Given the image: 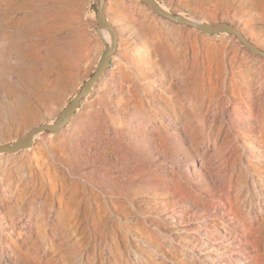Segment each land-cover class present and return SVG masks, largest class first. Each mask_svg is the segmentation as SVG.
<instances>
[{"label": "rangeland", "instance_id": "374dc122", "mask_svg": "<svg viewBox=\"0 0 264 264\" xmlns=\"http://www.w3.org/2000/svg\"><path fill=\"white\" fill-rule=\"evenodd\" d=\"M158 1L171 12L204 21L238 22L248 32L253 30L257 37L264 36V0ZM97 2L1 0L0 143L25 134L36 124L53 120L93 72L104 48L95 23ZM107 15L111 21L113 16L126 20L130 29L129 33H121L119 52L111 55L107 71L81 100L62 130V127L56 133L46 130L33 138L31 148L8 153L14 154L11 166L27 164L34 154L41 160L42 154L46 162L63 167L65 176L74 184L84 185L85 220L90 221L87 216L92 205L101 214L96 240L91 239V244L84 249H97L98 261L114 263L119 258L125 263L121 260L117 264H197L192 246L168 230L170 222L161 215L160 199L182 214L186 222L201 215L222 220L221 212L230 216L225 192L230 177L243 167L248 172V182L252 174L257 175L258 168H264V161L256 155H250L251 162L242 158L243 148H257L261 143L258 130L260 122L264 121V57L251 53L233 34L205 33L175 23L140 0H109ZM49 20L54 22V29L44 35L47 26H51ZM42 39L50 41L68 59L67 67H58L56 72L62 79L54 85L33 82L50 67L47 60L38 61L41 50L36 41ZM7 41L13 42L4 54L2 48ZM17 43L23 47L17 50ZM9 50L12 53L16 50L18 58L26 64L14 74L12 84L6 79L4 67ZM179 67L181 70L176 72ZM186 69L189 70L186 72ZM209 70L218 71L217 79L213 74L209 79ZM203 74L208 84L207 94L195 101L209 104L212 110L206 116L204 127L201 125L192 131L182 121L176 125L171 108L179 109V104L184 103L178 96L183 86L195 85L199 90L203 79L198 82L196 77ZM234 83H238V88L233 91ZM13 85H19V89ZM26 113L28 117L24 118ZM247 184L251 191L241 198L244 207L241 206L246 217L252 219L255 214L262 219L261 184L257 181L253 187ZM262 185L264 187V183ZM0 204L6 216L9 209L3 198ZM25 215H28L27 210L21 216ZM248 221L250 224L251 220ZM225 223L238 237L233 239L238 242L229 259L238 264H264V224L257 219L252 220L249 227L239 220L236 226ZM7 226L3 228L8 233ZM20 226L15 225L10 230L12 237H18V244L23 246L17 264H42L45 259L43 241L34 237L32 241L26 240L28 243L22 242L19 233L24 229ZM114 237H118L126 257L115 252ZM231 239L226 238L224 242L233 245ZM52 253L49 256L59 263ZM110 255L117 256L114 259ZM185 257L187 259L183 260Z\"/></svg>", "mask_w": 264, "mask_h": 264}, {"label": "bare ground", "instance_id": "6f19581e", "mask_svg": "<svg viewBox=\"0 0 264 264\" xmlns=\"http://www.w3.org/2000/svg\"><path fill=\"white\" fill-rule=\"evenodd\" d=\"M155 1L163 9L171 12L167 6H165V5L163 6L158 0H155ZM0 2H1V0H0ZM141 2H143V1H141ZM108 3H109V0H105L104 11L106 13L108 20L115 27L116 33H117V45H116L115 52L112 54V56H113L114 54L119 52V42H120L119 37H120L121 33H129L130 29L127 25V21L122 19L119 16H113L112 21L109 19L108 15H107ZM45 10H47V9L45 8ZM171 13H173L177 16H183L189 20H192V21H194L196 23H200V24H202V23H213V24H215V23L225 22L227 24L232 25L237 30H239L241 32V34L247 40H249L253 45L264 50V48H263L264 47V36L257 37V35L254 33L253 30L251 32H248L244 28V26L238 22H232L229 20L228 21L227 20H220L218 22L204 21V20H201L195 16H188L187 17V16L180 14V13H175V12H171ZM48 16H49V14H48ZM23 17L25 19L27 17V15L24 14ZM71 17L73 18V14L71 15ZM29 18H31V17H29ZM163 18H165V17H163ZM52 20H53V18H52ZM167 20H169V19H167ZM13 21L14 20H12L11 22L13 23ZM49 21H51V20H49ZM53 21H51V26H49V27L47 26V28L45 30L46 33L44 35H46L47 33L48 34L52 33V31L54 29V25H55V24H53L54 23ZM18 23H20V22H18ZM191 27H194V26H191ZM194 28H196V27H194ZM103 30H104V32H103ZM221 32H226V31H221ZM205 33H208V32H205ZM229 34H232V33H229ZM44 35H43V38H44ZM99 36H100L103 44L105 42L110 43V41H111L110 34L106 28L99 29ZM239 41L241 42L240 39H239ZM11 42H13V41H11ZM11 42L7 41L5 43V46L2 48L4 50V54H5V49L7 47H10ZM19 44L16 46L17 50L23 47V46L20 47ZM36 44L40 46V50H41L40 51V59L38 61L42 62L44 60H47L50 67L46 68L45 74L43 73L40 76H37V78H35L33 82H35L36 84L41 82V84H47V85L52 84V85H54V83H57V82L61 81V79H62V76L60 75V73L56 72L58 67L62 66L63 69L65 67H67L68 59L59 49L54 48L53 44L50 43V41H48V40H45V39L38 40V41H36ZM242 45H243V43H242ZM234 48H236V47H234ZM6 50H8V49H6ZM20 51H22V50H20ZM9 52H10V56L6 59V61H4V67L6 69V70L5 69L4 70L7 71V78H6L7 81L10 84H12L14 74L17 71H19V69L21 68V65L26 66V64H25V61L21 57L18 58V56L16 55V50L13 53H12V50H9ZM253 54H255V53H253ZM256 55H258V54H256ZM36 56H38V55H36ZM11 57H13V58H11ZM0 58H1V54H0ZM34 59H36V58H34ZM119 60L120 59H118V61ZM40 65H42V64L40 63ZM41 67H43V66H41ZM107 67L104 69L102 75L95 81V83H97V81L105 74V72L107 71ZM181 68L180 67L177 68L176 72H179L178 70L179 69L181 70ZM229 68H231V67H229ZM34 70H36V69H34ZM34 70H31V71L33 72ZM175 70H176V68H175ZM188 70L186 69V72ZM226 71H227V69H226ZM189 73H191V72H189ZM208 74L211 77L209 79H212V76H211L212 74H213V76L215 75V78H216L218 76V71L213 70V72H212V70L211 71L209 70ZM181 76H183V73ZM206 77H207V75H206ZM223 77H224V75L221 76L220 78H223ZM184 78H185V76H184ZM184 78H183V80H184ZM196 78L198 79V82L200 79H203V80H201V81H203V83L199 82V85H200L199 90L196 89L195 85H189V86L187 85L186 87L181 86L182 89H180V87H179L180 91L178 93V96L180 95L182 97V99L184 100V103L179 104V107H178L179 109H176L175 107H172V106H171L172 107L171 108L169 106V108H171V111L173 113V118L175 119L174 122L176 123V125L181 124L183 122L184 126L188 127L190 130H192V129L195 130V129H197V127L199 128V126H201V125L203 126L204 122L206 121V116H207V114H209L208 112L212 110L211 106L209 104L204 103L201 105L198 103L199 101H195L197 99V97H200V96L203 97L204 95L207 94V85H208L206 82L204 74L199 76V77H196ZM227 78H229V77H227ZM184 81H186V80H184ZM218 82H220V81H218ZM95 83H94V85H95ZM33 85H34V83H33ZM94 85H93V87H94ZM182 85H184V84H182ZM13 87L16 88V90L19 89V85H13ZM236 88H238V83L232 84V90L234 91ZM209 93H210V91L208 92V94ZM211 93H212V91H211ZM26 94H27V92H26ZM87 95L85 97H87ZM205 97H203V98H205ZM238 102L240 103L239 100H238ZM207 103H209V102H207ZM163 109L165 110V108H163ZM26 112H28V110ZM166 113H167V111H166ZM28 114L29 113H26L25 114L26 116H24V118H27ZM57 117L58 116H55V118L53 120H51V121L49 120L47 122H41V123L53 124L54 120L57 119ZM215 118H217V117H215ZM70 120L71 119L69 118L67 120V122L65 123V125H63V127L60 130H62L69 123ZM263 120H264V118H263ZM180 121H182V122L180 123ZM213 121H215V120H213ZM256 121L258 123L257 119H256ZM37 125L38 124H36L35 126H37ZM222 125H223V123H222ZM257 125H259V123ZM35 126H33V127H35ZM202 130H204V129H202ZM59 131H57V132H59ZM258 131H259V140L261 141V143L258 144L259 146L257 148H252V149H244L243 148L242 158L247 162H251L250 161V159H251L250 155H252V156L256 155L257 158H261L260 160L264 161V149H263L264 145L261 146L263 144L262 142H264V121L260 122V127H259ZM42 132H46V131H41V132L36 133L33 138H35L36 135H38ZM51 133H56V132H51ZM21 136H17L14 139L9 140L5 143L12 144L16 138L21 137ZM32 145H33V142L30 146H32ZM30 146L25 147V148L29 149V148H31ZM25 148H21L20 150L25 149ZM13 153H16V152H13ZM38 157H39L38 155L34 154L29 159V162L27 164L21 165L17 168L16 167L13 168L11 166L10 162H12V159H14V154H8V152H0V198H3L5 200L6 205L8 207L7 209H9L6 216H5L2 213L3 207L0 204V211H1L0 212V226H2V227H0V264H17L18 263V259H19L18 256L20 253H22V247L23 246L18 244V241H19L18 237H17V239L14 238V236L12 237L13 234L10 231L11 228H13L15 225L17 226L18 224L22 225V226H20V227H22V230L24 229L23 232L19 233L20 240L22 242H25L26 240L28 242L30 240L32 241L34 239V237H37L38 239H41V241H43V243H44L43 245L45 248V249L43 248L45 259L42 261V264H114L117 261V258L115 259V257L117 255L116 256L110 255V256L114 257V259L116 260V261H114V263L112 261L109 262L110 260L107 262L104 260V262H103V261H98L96 259L97 256L95 257V255H96L95 252L97 249L95 251H93V250H89V251L86 250L85 251V249H84L85 246L88 243H90L91 239L93 240V238H95V236H97L96 231L98 230L97 228L99 227L98 226L99 225L98 219L100 218L99 215L101 216V214H99L100 212L98 213L96 206L92 205L91 206L92 211L90 210L91 213L89 214V216H87V217H90V221L87 222L85 220V212H83L84 211L83 210L84 204L86 205V203H84V198H83L84 193H85V192L83 193V186L84 185H82L81 183L77 184V182L74 184L72 181L69 180L70 178L65 176V169L63 167H60L57 164L46 162L45 157L42 154H41V158H42L41 160H39ZM238 161H240V160H238ZM234 162H236V161H234ZM239 163H238V166L240 167ZM243 164L245 165V162ZM246 168L251 169L250 167H247V166H246ZM234 171H235V169L232 170L231 174H233ZM229 177H227V178H229ZM262 177L264 178V168H258L257 175L252 174L251 177L248 179V182H247L248 172H246L245 168H243V167H241L240 169L238 168L237 173L234 176L230 177L231 179H229V180H231V182L227 185L226 191H225L227 193V196L229 199V206H228L227 210L229 211L230 216L225 215L221 212L220 215L222 216V220L217 219V218L216 219H209V217H206L205 215H201V216H198L197 219L192 217V219H190L189 222H186V221H184V219H182L183 218L182 214H180L174 208L166 206L164 203V202H166V200L160 199V200H162L161 201L162 202L161 208L163 209V210H161V215L164 217V219H166V221L170 222V229H168V230L170 232H173V234L180 241L186 242L192 246V251H194V257H195L196 263L198 262L197 264H231V263L232 264H238V261L232 262L229 259L230 254H232L233 247L238 242V241H236V243H235V241L233 240L235 237H237L236 232L235 231L231 232L229 225H227V223H225V221L226 222L228 221V224H230L232 226H236V222L238 220L246 223V225L248 227L251 224L252 220L254 221L256 219H257V222L264 224V218L258 219V215L256 218V215L254 214L252 216V219L250 217H246V213L244 212V209H243V207H244L243 203L244 202L241 203L242 202L241 198L243 196H245L247 192L251 191L250 188L248 187L247 183H250L249 185H251L253 187L254 182L257 181L258 185L261 184V188L264 192V187L262 185L264 183V179ZM253 192L255 193V191H253ZM258 192H259V190H258ZM250 194H251V192H250ZM259 195H260V193H259ZM90 196H91V194H90ZM252 198H254V197H252ZM93 200H94V198H93ZM87 202L89 203L90 201H87ZM85 208H86V206H85ZM19 210L21 211V215L23 213H25L27 210L28 215H25L24 217L21 216L19 214ZM22 210H24L25 212L24 211L22 212ZM259 211H260V209H259ZM29 214H34L33 218H30ZM231 217H232V219H231ZM226 218L228 220H225ZM234 219L237 221H235ZM247 219L251 220L250 224H249V221ZM103 220H107V219L104 218ZM5 221H8V223H6ZM6 224H8V225L10 224V225L7 226ZM3 226H7L10 233H9V231H8V233H7V231H4ZM90 226H92V227H90ZM20 231H21V229H20ZM115 235L116 234H114V236ZM135 236H137V235H135ZM116 238H115V240L112 239V241H114V243H116V245H114L115 246L114 248L116 250L115 252H118L120 257H122L121 256L123 253L122 249H121L122 247L118 241V237H116ZM126 238H128V237H126ZM226 238H230V239L232 238L231 240L233 241V245L226 244L224 242V240ZM95 240H96V238H95ZM132 241H134V240H132ZM94 243H95V241H94ZM142 244L143 243H141V245ZM34 247H35V245H34ZM89 248H90V246H89ZM108 248H110V245ZM37 250H36V252H37ZM38 252H39V250H38ZM110 252H112V250H110ZM39 253H41V252H39ZM49 253L54 254L55 257L59 260V263H55L54 259L51 258L52 255L49 256ZM125 255H127V254H125ZM135 256H134V258H135ZM39 257H40V255H39ZM124 257H126V256H124V253H123L122 258H124ZM186 259H187L186 257L183 258V260H186ZM121 260H123V259H121ZM121 260H119V258H118V262ZM137 260H140L139 257ZM118 262H116V264ZM154 262H155V260H154ZM124 263H125V261H124ZM132 264H134V263H132ZM143 264H145V263L143 262ZM239 264H244V263H239Z\"/></svg>", "mask_w": 264, "mask_h": 264}, {"label": "water", "instance_id": "95a60500", "mask_svg": "<svg viewBox=\"0 0 264 264\" xmlns=\"http://www.w3.org/2000/svg\"><path fill=\"white\" fill-rule=\"evenodd\" d=\"M143 1L147 6H149L157 14L174 21L179 24H184L188 26H194L203 32L216 33L221 31H226L236 35L243 45L252 53L258 54L264 57V50L253 45L249 40H247L239 30L230 24L225 22L221 23H196L189 20L183 16H177L165 9H163L155 0H140ZM105 0H98L95 9V23L96 28L99 31L101 28H106L110 34L111 41L104 43L103 51L100 58L93 70V72L84 81L82 87L75 93V95L69 100V102L64 106L61 113L58 115L57 119L54 120L53 124L39 123L37 126L30 129L28 132L23 134L14 140L12 144L0 143V152L13 153L21 148L28 147L33 142V137L36 133L41 131H51L55 132L59 130L67 120L71 117L74 111L79 107L81 100L89 93L93 87L95 81L102 75L104 69L108 66L111 55L115 52L117 45V33L115 27L108 20L106 13L104 11Z\"/></svg>", "mask_w": 264, "mask_h": 264}, {"label": "crops", "instance_id": "0c3cea01", "mask_svg": "<svg viewBox=\"0 0 264 264\" xmlns=\"http://www.w3.org/2000/svg\"><path fill=\"white\" fill-rule=\"evenodd\" d=\"M104 31V30H103ZM104 35V34H103ZM106 39V38H105Z\"/></svg>", "mask_w": 264, "mask_h": 264}]
</instances>
